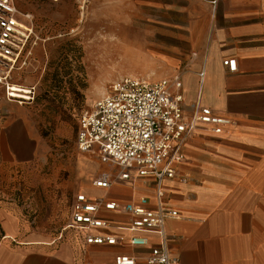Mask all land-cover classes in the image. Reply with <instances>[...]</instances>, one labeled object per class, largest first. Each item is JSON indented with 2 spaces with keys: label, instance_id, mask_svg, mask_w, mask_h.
<instances>
[{
  "label": "crops",
  "instance_id": "crops-1",
  "mask_svg": "<svg viewBox=\"0 0 264 264\" xmlns=\"http://www.w3.org/2000/svg\"><path fill=\"white\" fill-rule=\"evenodd\" d=\"M212 1H191L194 52L174 79L183 84L187 119L210 108L232 124L223 134L199 124L173 166L175 176L163 181V207L179 212L166 221V241L181 264H264V0ZM227 60H236V71ZM18 142L11 143V157ZM29 145L23 142V150ZM79 163L82 175L98 174L99 167L86 168L85 157ZM94 180L81 192L122 202L147 196L155 203L153 177L118 180L111 190L96 188ZM105 217L118 224L129 220L118 213ZM27 225L18 206L0 205V264H115L120 255L145 264L149 256V249L127 243L87 244L82 233L71 231L52 238ZM112 230L127 241L131 237ZM149 238L151 246L160 245L159 236Z\"/></svg>",
  "mask_w": 264,
  "mask_h": 264
},
{
  "label": "rangeland",
  "instance_id": "rangeland-1",
  "mask_svg": "<svg viewBox=\"0 0 264 264\" xmlns=\"http://www.w3.org/2000/svg\"><path fill=\"white\" fill-rule=\"evenodd\" d=\"M191 1L15 0L39 40L14 76L34 94L10 101L0 88V205L18 206L30 231L59 237L85 182L118 173L99 154L80 151L82 114L117 80H174L189 66ZM116 19L133 36L119 33ZM83 156L100 164L98 174L80 173Z\"/></svg>",
  "mask_w": 264,
  "mask_h": 264
},
{
  "label": "built area",
  "instance_id": "built-area-1",
  "mask_svg": "<svg viewBox=\"0 0 264 264\" xmlns=\"http://www.w3.org/2000/svg\"><path fill=\"white\" fill-rule=\"evenodd\" d=\"M38 40L31 14L18 10L15 0H0V88L10 101L23 99L16 95L20 86L14 83V76L29 65L25 55ZM225 65L236 71V60H227ZM27 90L30 98L35 88ZM183 105L180 79L152 82L129 76L115 81L107 94L82 114L80 151L97 153L102 162L120 170L117 176L107 173L95 179L96 188L111 190L118 180L133 181L148 176L156 180L158 188L154 205L147 196L122 202L78 193L72 204L70 221L60 238L64 232L82 233L87 244L117 246L127 243L133 248L149 249L145 264H181L171 255L165 232L166 221L179 217V212L163 207L162 183L175 176L173 166L183 159V147L199 124L209 127L215 134H223L232 124L230 118L217 115L210 108L187 119ZM107 212L126 215L129 220L118 224L105 217ZM113 228L130 232L131 237L127 241L112 232ZM95 230L101 233L96 234ZM150 235L161 238L159 246H151ZM115 264H138V261L120 255L115 258Z\"/></svg>",
  "mask_w": 264,
  "mask_h": 264
},
{
  "label": "bare ground",
  "instance_id": "bare-ground-1",
  "mask_svg": "<svg viewBox=\"0 0 264 264\" xmlns=\"http://www.w3.org/2000/svg\"><path fill=\"white\" fill-rule=\"evenodd\" d=\"M114 21H117V24H118L117 26H119V30H118L119 33L125 34L127 37L133 36V34H132L133 31L130 28H128L127 26H124L122 24H119L120 21L117 20V19L114 20ZM109 27H111V26H109ZM16 93H17L16 94L17 97H19V98L29 99V97H28V94L29 93H28V90L26 88H23V87L20 88V87H18L17 90H16ZM83 157L86 158L85 166H86L87 169L99 167L100 164L98 162H95V161L92 162V161H90V159L87 156H83Z\"/></svg>",
  "mask_w": 264,
  "mask_h": 264
}]
</instances>
